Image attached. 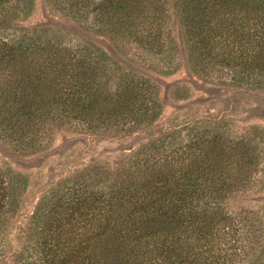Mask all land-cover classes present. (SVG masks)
Wrapping results in <instances>:
<instances>
[{
    "label": "trees",
    "instance_id": "1",
    "mask_svg": "<svg viewBox=\"0 0 264 264\" xmlns=\"http://www.w3.org/2000/svg\"><path fill=\"white\" fill-rule=\"evenodd\" d=\"M68 1L69 11L97 12L106 25L130 32L163 14L160 7L153 10L160 0ZM8 2L0 0V7ZM173 2L198 41L196 72L197 64L205 69L215 63L230 68L231 85L248 86L246 92L264 89V0ZM23 3L9 6L14 16L29 15ZM9 17L0 10V28L12 30L0 40V132L15 131L22 143L33 129L41 130L36 120L66 118L90 128L113 123L127 130L157 120L162 105L149 79L124 73L93 43L71 48L47 30L22 33ZM214 124L211 133L196 127L192 139L175 150L166 143L173 133L162 134L116 170L83 169L58 182L32 213L16 262L230 264L243 253L242 264H264V235L257 234L255 218L227 214L221 206L256 174L258 147L233 135L229 122ZM160 149L167 150L166 158ZM28 186L23 173L0 166L1 235L6 219L21 209Z\"/></svg>",
    "mask_w": 264,
    "mask_h": 264
},
{
    "label": "rangeland",
    "instance_id": "2",
    "mask_svg": "<svg viewBox=\"0 0 264 264\" xmlns=\"http://www.w3.org/2000/svg\"><path fill=\"white\" fill-rule=\"evenodd\" d=\"M16 1L9 0L8 6L0 10L8 12L17 30L22 33L47 30L56 41L71 48L79 47L82 42L105 49L124 73L149 79L155 100L162 106L157 120L133 130L120 124L90 128L75 120L49 118L46 124L36 120L41 130L33 129L22 143L16 141L15 131L0 132V166H11L29 181L21 209L3 225L0 264H18L16 254L23 248L24 231L30 225L31 215L41 198L49 195L58 182L83 169L116 170L140 147L162 134L173 133L166 143L173 145L168 150H175L192 139L196 127L199 131L205 127L211 133L214 123L221 120L230 123L233 135H244L256 143L259 153L256 174L247 179L242 189L228 194L221 206L227 214L244 212L243 217H254L257 234L264 235V89L246 92L243 88L248 86L231 85L230 68L215 64L214 60L205 69L197 64L199 72H196V57L200 56L196 48L198 41L189 32L184 16L180 17L174 0H160L153 10L162 8L161 18L147 19L136 32L106 25L97 12L69 11L68 0H34L31 5L25 0L21 10L29 15L24 12L14 16L10 7ZM148 7L149 4H144L142 9L149 11ZM9 34L12 30L0 28L1 41ZM204 55L202 59L209 61L210 54ZM161 149V156L165 157L167 150ZM175 156L180 158L176 151ZM246 235L243 233V237ZM238 258L230 264H242Z\"/></svg>",
    "mask_w": 264,
    "mask_h": 264
}]
</instances>
